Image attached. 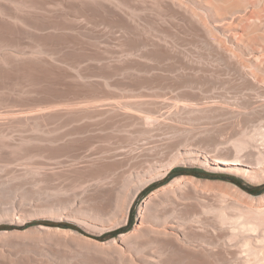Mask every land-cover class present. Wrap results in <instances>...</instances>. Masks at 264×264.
<instances>
[{
  "label": "bare ground",
  "instance_id": "6f19581e",
  "mask_svg": "<svg viewBox=\"0 0 264 264\" xmlns=\"http://www.w3.org/2000/svg\"><path fill=\"white\" fill-rule=\"evenodd\" d=\"M0 163L25 167L0 188V220L49 212L98 235L126 225L178 164L258 178L264 0H0ZM182 177L106 243L1 232V246L51 256L0 249V264H264V198L236 189L234 203L210 204Z\"/></svg>",
  "mask_w": 264,
  "mask_h": 264
},
{
  "label": "rangeland",
  "instance_id": "374dc122",
  "mask_svg": "<svg viewBox=\"0 0 264 264\" xmlns=\"http://www.w3.org/2000/svg\"><path fill=\"white\" fill-rule=\"evenodd\" d=\"M35 161L39 165H42L43 168L46 166H50V168L52 167V168H55V170H56L59 167L58 164H56L53 161L51 163L56 164L55 166L53 164H51L50 161H48L49 162V165H48V162L46 163L47 160H45V159H42V160L41 159L40 160L34 159V161L30 160L28 162H31L32 164L29 163V165L27 162H25V163L22 161L21 162H22V164L24 163V164H26L28 166H32V167L39 166V165H36L37 163ZM34 162L36 164H33ZM41 162H42V164H41ZM44 163L46 164V166ZM19 164H21V163H19ZM19 164L17 167H13V166L5 167L4 164H3L4 167L3 166L0 167V188L7 186V185H12V184L15 185L16 184V181L12 178L11 172H9V170L11 171L15 168H16L15 170H17V171L18 170L19 171L24 170L25 167H22L24 165L19 166ZM0 165H2V163H0ZM252 166L257 167V165L255 163H253ZM11 167H13V168H11ZM39 167H41V166H39ZM46 168L48 169L49 167H46ZM177 168L183 169V170H201L203 174L196 176L193 174H181L180 172L173 171ZM232 173L233 172L220 171V170L212 169V168L207 167V166H202V165H197V164H186V165L178 164L171 169L170 173L162 181L153 182V185L149 186V188L145 189L138 196V198L136 199L135 203L133 204V206L131 208V211L129 214V219H128V222L126 225H124L120 228H117L115 230L103 232L100 235L95 234V233L94 234H88L78 225H76L70 221H67V220L57 219L52 214H50L49 212L42 213L41 215H32L33 212L32 213L22 212L24 214L20 215V217L23 219V222L21 224L16 223V219L11 216V213L8 214V216H7L8 218H6V215H2V217H1L2 220H0V233L4 232V231H18L19 234L20 233L25 234L24 236L26 238L35 239L39 235L43 236L42 235L43 233H41V232L39 233V231H37V228H39V226H44V227H48L51 229H54V228L60 229L57 232L58 233L57 237L60 240H62V242H65L69 245L75 244L77 240H76L75 236L72 237L71 234L64 233V232H62V230H74V231H77L82 236H85L87 238H90V239L95 240V241L100 242V243L101 242L106 243V242H109V241H112L113 239H115L119 234H122V233H119L116 235V232H118V230L121 229V230H123V233H126V232H129L134 227L135 223L137 222L138 208H139L140 203L144 197H146L150 192H152L155 189L166 187L168 184L170 185L173 181H175V178L181 181L182 176H183L182 178L192 177L190 179H193L195 181L194 185H196L199 190H202L205 193V195L209 198V200H207V201L210 204L216 203L215 200L217 199V197H215V196H220V198L222 200H225L224 204L228 205V204L234 203L235 199H236V197L234 196L236 189H240L241 191L244 192V198L242 196L243 199H252V201H255V199H257L259 197L264 198V173L263 172L259 174L258 178H250V179L243 177L241 175H238L236 173H233V174ZM10 176H11V178H10ZM30 177H32V176H30ZM177 177H179V178H177ZM230 177L237 178L246 187L257 188L258 194H251V193L247 192L246 190H244L240 186L229 181L228 178H230ZM32 178H34V176ZM32 178H28L29 181H31ZM17 183L19 184L20 181L18 180ZM15 186H17V185H15ZM27 188H30V186L28 185ZM221 192H223L224 194H227V195H224ZM9 199H10V203H11L13 200H12V198H9ZM30 199H32L33 202L37 201L36 197L30 198ZM229 199H231V200H229ZM10 203H8L7 205H3L2 209L10 208ZM26 207H28V205ZM225 213L229 214V216H233L232 210H226ZM205 217L208 219V221L212 225L214 224L213 221L214 220L216 221L214 212L213 213H207ZM129 221L132 222L130 227H129ZM209 229L212 230V227L209 226ZM60 235H62V236H60ZM63 235H66V236H63ZM2 242L3 241L0 238V249H2V251L5 253V255L10 256L11 259L15 262H17L21 259H24L23 257H25V258L27 256L29 257V255H34L36 259H42V260L43 259L47 260V259H49V255L51 256L50 252H48L47 249H44V251L41 252L37 248L36 250H38V251H36L35 253H33V252L32 253H26V252H23L20 249V247H18L17 245L16 246L11 245L8 247L5 245L1 246ZM146 250L150 251L151 249L147 248ZM48 253H49V255H48ZM1 264H3V263H1Z\"/></svg>",
  "mask_w": 264,
  "mask_h": 264
},
{
  "label": "trees",
  "instance_id": "16d2710c",
  "mask_svg": "<svg viewBox=\"0 0 264 264\" xmlns=\"http://www.w3.org/2000/svg\"><path fill=\"white\" fill-rule=\"evenodd\" d=\"M175 172H180L181 174H193L196 176L202 175V171L201 170H183V169H175L173 170ZM229 181L233 182L234 184L240 186L241 188H243L244 190H246L247 192L251 193V194H258V189L257 188H249L246 187L242 184V182L240 180H238L237 178H233L230 177L228 178ZM132 222L129 221V227L131 226ZM119 233H123V230H118V232H116V235Z\"/></svg>",
  "mask_w": 264,
  "mask_h": 264
}]
</instances>
